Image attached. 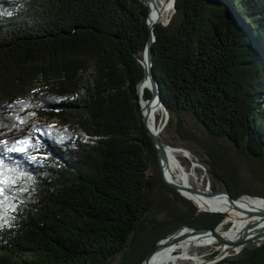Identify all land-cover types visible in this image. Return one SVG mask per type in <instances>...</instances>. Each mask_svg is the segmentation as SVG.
<instances>
[{
    "label": "trees",
    "instance_id": "obj_1",
    "mask_svg": "<svg viewBox=\"0 0 264 264\" xmlns=\"http://www.w3.org/2000/svg\"><path fill=\"white\" fill-rule=\"evenodd\" d=\"M175 8L152 45L166 134L204 151L233 199L264 198L231 179L236 156L264 174V0ZM148 15L143 0H0V141L35 146L0 151L26 174L0 226V264H142L182 227L222 223L163 182L141 107L152 93L139 92ZM154 182L173 196L159 199ZM213 264H264V243Z\"/></svg>",
    "mask_w": 264,
    "mask_h": 264
},
{
    "label": "bare ground",
    "instance_id": "obj_2",
    "mask_svg": "<svg viewBox=\"0 0 264 264\" xmlns=\"http://www.w3.org/2000/svg\"><path fill=\"white\" fill-rule=\"evenodd\" d=\"M148 7L150 9L149 20L151 23L159 20L165 24L173 13L171 0L169 2L167 0H159V2L158 0H150ZM140 61L144 67L146 64L145 54ZM150 87L148 81L144 78L139 88L140 95L143 97L146 89L151 90ZM144 101L146 100L143 99V110L146 114L148 127L151 131L156 132L158 130L156 115L165 111L156 100H152L151 102ZM172 148H168L166 158L161 163L166 181L180 185L183 190L186 188L195 189L192 182L196 180L195 177L197 175L195 176V170L199 168V164L191 160L192 157L187 151ZM180 155L189 158L193 162V169L191 171L183 165L179 158ZM182 194L199 207L201 211H215L225 215L222 223L215 231L226 241H237L244 231H246V237L254 241V243L258 244L264 241V218L259 215L264 210V200L261 198H243L235 203H230L225 196L208 197L204 194H193L186 190ZM228 224L230 228L229 230H225ZM161 245V248L150 258L148 264H185L189 260L205 264L203 258L195 253V249L210 246L214 247L218 245L223 255L236 251L230 244L218 243L210 233H194L189 229L180 230L168 239L163 240Z\"/></svg>",
    "mask_w": 264,
    "mask_h": 264
},
{
    "label": "rangeland",
    "instance_id": "obj_3",
    "mask_svg": "<svg viewBox=\"0 0 264 264\" xmlns=\"http://www.w3.org/2000/svg\"><path fill=\"white\" fill-rule=\"evenodd\" d=\"M143 1H145V3H147L149 5L150 0H143ZM167 1L169 2V0H167ZM158 2H159V0H158ZM139 88H140V86H139ZM156 121H157V128L158 129L163 128V126L166 123V113L165 112L164 113H162V112L157 113ZM56 122H51V123L56 124ZM192 123H193V121L190 122V125H192ZM165 128L159 134L160 138H163L164 140H166L169 143V144L167 143L165 145H167L169 147H173L175 149L186 150L190 154V156L192 157L191 160L194 161L195 163L199 164V168H197L195 170V173H196L195 176L197 175V177H195L196 180L192 182L194 188L196 190L201 191L202 193H206L208 191H213V189H215V191H213V192H225L227 190L225 184L223 182H221L220 180L214 179L209 174V172L207 171V168L209 166L203 163V161H205V159L207 158V156H205L203 153L204 151L197 150L193 146L188 145V144H182L178 140H172L170 135H169L170 133L166 134ZM194 128H198V132L200 133V134H198V136H200L203 140L207 139V136L205 135V133L202 131V129L199 126H194ZM77 135H78L79 141L84 143L85 142V139H84L85 133L83 131L79 130V132H77ZM170 144H172V145H170ZM219 145L222 149L228 148V145L223 143V142L219 143ZM197 151L199 153H197ZM179 158H180L181 162L183 163V165L188 170L191 171L193 169V162H191V160L189 158H186L182 155H180ZM230 158L233 159V156L230 155ZM238 158L239 157H237V156L235 157L236 163L234 165H235L236 171H235V175L233 177H231V179L234 180L236 182V184L240 186V190L251 189L254 191L264 192V174L261 171L253 174V172H251L250 165L242 162V160L240 161ZM161 171H162V168H161ZM164 184L167 185L165 182H164ZM150 185H151V188L152 187L158 188V191L160 192L159 199H161L162 197L171 198L173 196L172 193L169 190H167V188L159 185L157 182H154V184H150ZM168 187H170V186H168ZM171 189H173V188H171ZM173 190H175V189H173ZM177 193H179V192H177ZM180 196H182V195L180 194ZM182 197H184V196H182ZM243 198H248V199H254L255 198L256 199L257 197L244 195L241 198L236 199V200L239 201L240 199H243ZM185 199H187V198H185ZM187 200H189V199H187ZM190 202L197 208L198 213H200V214L204 213V212H200L201 209L199 207H197L192 201H190ZM204 214H207V213H204ZM213 215H218V214H213ZM160 219H161V217H160ZM191 227H194V226H191ZM229 228H230V225L228 224V225H226L225 230H229ZM172 234L173 233H171L170 235H167L162 240L166 239L167 237L171 236ZM162 240H160L158 243H160ZM263 243H264V241H262L258 244L261 245ZM247 246H250V245H247ZM247 246H245V247H247ZM242 249H238V251L236 249V251H231V252L225 253L223 255V252L220 250V248L217 245L214 247L210 246V247H206V248L195 249V251H196L195 253L199 254V256L203 258V261L205 262V264H213V263L218 262L220 260L230 258V257H233V256L240 254ZM121 257L122 256H119L116 259V261L114 262V264H118L121 261ZM185 264H200V263H195L194 261L189 260V262H187ZM201 264H203V263H201Z\"/></svg>",
    "mask_w": 264,
    "mask_h": 264
},
{
    "label": "water",
    "instance_id": "obj_4",
    "mask_svg": "<svg viewBox=\"0 0 264 264\" xmlns=\"http://www.w3.org/2000/svg\"><path fill=\"white\" fill-rule=\"evenodd\" d=\"M172 1V6H173V13L171 15V17L169 18V20L167 21V23H161L159 20L155 21L154 23H151L150 20H149V17H150V9H149V15H148V20H147V23L149 25V29H150V35H149V39H148V42H147V45H146V48L144 50V54L146 55V64L144 65L143 69H144V78L148 81L149 85L151 86V90L150 92L152 93V98L149 99V100H146L144 102H151L152 100H156L159 104L160 107H162L166 113V123L165 125L163 126V128H160L158 129L156 132H153L150 130V128L148 127V124H147V118H146V114L144 113V110H143V100L141 98V107H142V111H143V116H144V122L146 123L147 125V129H148V133L151 137V139L153 140L154 142V145L156 147V150L158 152V156H159V159H160V163H162V160L166 158V154H167V150L168 148H170L169 146L165 145L162 141H161V138L159 136L160 132L167 126L168 124V121H169V113L166 109V107L164 106L163 102H162V99L160 97V86H159V82H158V79L156 78V76L154 75L153 73V54H152V45L153 43L155 42V35H154V27L158 24H162V25H167L173 14L176 12V8H175V1L176 0H171ZM146 6L148 7V5L146 4ZM149 8V7H148ZM158 18V17H157ZM139 63H141L140 60H138ZM173 149V148H172ZM183 150V149H182ZM185 151V150H184ZM162 179L163 181L168 185L170 186L171 188L175 189L177 192H179L182 196V192L183 191H187V192H190V193H193V194H205L206 196L208 197H214V196H225L228 198L229 202L230 203H235L237 202L236 199H233L231 194L229 193V191H225V192H213V191H208L206 193H202L201 191L199 190H196V189H193V188H186L185 190H183V188L180 186V185H177V184H173V183H168L163 175V170H162ZM262 200H264L263 198H261ZM241 200V199H240ZM200 212H204V213H207V214H218L220 217L224 218L225 215L222 214V213H219V212H215V211H200ZM259 215H261L263 218H264V210H262ZM182 229H189L191 230L192 232L194 233H204V234H207V233H210L212 234L216 241L220 244H230L232 246L233 249H242L244 246L246 245H254V246H259V244H256L254 243V241L252 240H249L247 237H246V231H244V233L241 234L240 238L235 241V242H229V241H226L221 235H219L215 230H210V229H199V228H196V227H191V226H185V227H182L181 229L177 230L175 233H173L171 236H173L174 234H176L177 232H179L180 230ZM169 236V237H171ZM167 237V239L169 238ZM165 240V239H164ZM163 243V240L158 243L156 245V247L149 253V255L147 256V258L143 261L142 264H148V261L150 260V258L161 248V244Z\"/></svg>",
    "mask_w": 264,
    "mask_h": 264
},
{
    "label": "snow or ice",
    "instance_id": "obj_5",
    "mask_svg": "<svg viewBox=\"0 0 264 264\" xmlns=\"http://www.w3.org/2000/svg\"><path fill=\"white\" fill-rule=\"evenodd\" d=\"M18 123L24 124L25 121L20 120ZM34 147L30 138L20 139L11 144L8 141H0V151L8 154H27ZM30 159L35 160V157ZM5 161L6 157H0V226L7 223L11 212L16 211V205L12 201L18 198L15 193L23 190L18 182L22 176L26 175L18 168L10 167Z\"/></svg>",
    "mask_w": 264,
    "mask_h": 264
},
{
    "label": "clouds",
    "instance_id": "obj_6",
    "mask_svg": "<svg viewBox=\"0 0 264 264\" xmlns=\"http://www.w3.org/2000/svg\"><path fill=\"white\" fill-rule=\"evenodd\" d=\"M84 139H85V142L84 143H87L91 138L88 135L85 134V138Z\"/></svg>",
    "mask_w": 264,
    "mask_h": 264
}]
</instances>
